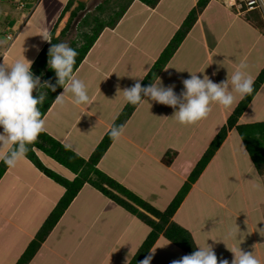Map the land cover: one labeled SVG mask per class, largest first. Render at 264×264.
I'll use <instances>...</instances> for the list:
<instances>
[{
    "label": "crops",
    "instance_id": "0c3cea01",
    "mask_svg": "<svg viewBox=\"0 0 264 264\" xmlns=\"http://www.w3.org/2000/svg\"><path fill=\"white\" fill-rule=\"evenodd\" d=\"M21 1L31 9L24 11L13 1H0V63L11 65L25 58L32 61L31 71L39 77L40 86L45 81L56 83L55 72L47 63L52 44L66 42L79 48L86 43V36L93 34L97 19L104 23L73 73L85 83L90 104H73L71 93H64L60 102L57 96L64 89L56 88L55 98L42 117L44 132L63 145L71 143V151L89 161L128 104L123 89L140 77H144L140 82L145 79L199 0H158L154 6L132 0L115 23L104 15L91 14L87 0H72L67 9L70 0ZM97 7L103 13L106 10ZM45 31L52 36L50 43L41 38ZM8 34L13 35L12 40ZM242 62L254 83L264 68V21L255 11L241 12L238 4L209 0L154 82L160 79L165 86L174 84L179 94L189 72H198L201 78L208 75L220 83L230 79ZM40 86L39 90L47 93L45 100L54 95L51 89ZM233 95L236 99L230 107L213 103L207 117L192 125L179 124L173 108L143 97L122 123L119 140H112L95 167L165 210L243 99ZM262 103L264 82L238 124L264 122ZM34 149L47 167L70 180L76 177L43 150ZM7 150L0 148V154ZM64 192V186L26 155L8 167L0 180V264L18 262ZM16 194L20 202L15 208ZM171 221L190 232L197 249L198 245H211L218 262L227 259L231 264L234 253L230 249L239 252L241 247L264 264V173L254 164L236 127L229 130L192 183ZM151 230L136 214L87 182L28 264H52L50 253L59 264H106L110 259L109 264H129ZM237 231L238 238H234ZM151 250H155L151 264H171L188 255L163 234L146 256Z\"/></svg>",
    "mask_w": 264,
    "mask_h": 264
},
{
    "label": "clouds",
    "instance_id": "9594fccd",
    "mask_svg": "<svg viewBox=\"0 0 264 264\" xmlns=\"http://www.w3.org/2000/svg\"><path fill=\"white\" fill-rule=\"evenodd\" d=\"M40 35L43 41H52L49 32L45 31ZM77 55V51L66 42L52 44L48 50L47 63L54 70L57 79L55 84L45 81L42 86L39 77L34 76L31 71L32 61L25 58L16 60L11 65L0 63V148L8 149L0 154V161L8 167L16 165L27 153V146L34 143L45 129V121L38 105L44 102L47 93L40 91L38 86L49 88L53 92L57 86H62L64 91L57 96L60 102H63L64 93H71L73 104H90L85 83L73 76ZM246 67L242 62L230 79L220 83L213 82L208 75L201 78L197 75L198 72H189V78L182 80L183 90L179 94L175 92L174 84L165 86L160 79L148 86H142L140 80L144 77H140L133 86L123 89V95L125 102L131 105H137L142 97H148L151 101L169 106L174 109L173 115L179 124L192 125L207 117L213 103L230 107L236 99L233 92L239 94L240 98L252 93L253 80L244 71ZM34 92L37 94L34 95ZM122 133V126L114 125L106 134L115 141L119 140ZM64 147L73 149L71 143ZM232 235L238 238V231ZM230 250L234 253L231 264H260L252 252L243 251L241 247L239 252ZM154 253L155 250H151V254L140 261V264H151ZM171 264H229V261L222 259L218 262L216 253L208 244V247L198 245L197 250L172 260Z\"/></svg>",
    "mask_w": 264,
    "mask_h": 264
},
{
    "label": "trees",
    "instance_id": "16d2710c",
    "mask_svg": "<svg viewBox=\"0 0 264 264\" xmlns=\"http://www.w3.org/2000/svg\"><path fill=\"white\" fill-rule=\"evenodd\" d=\"M71 1L72 0L68 2L66 9L69 4L71 5ZM131 1L132 0H129V2H127L126 5L122 8V11L117 13V18L111 21L112 23H115L114 21L119 20L123 16L128 4ZM141 1L152 6L156 5L158 2V0ZM208 2L209 0H199L197 7L193 8L189 12L180 28L176 31L174 36L171 38L170 42L162 51L157 61L154 63L149 73L146 75L145 79L141 82L142 86H148L154 83L159 73L165 67L167 62L171 59L173 54L176 52V50L186 37L187 33L190 31V29L196 22L199 11H201L207 5ZM81 7H84V4H81ZM73 15H76V13H74ZM97 21L98 23L94 27L93 34L86 36V43L79 48L74 47L78 55L75 58L76 62L73 66V73L79 66L81 61L84 59L85 55L88 53V51L96 41L97 37L99 36V33L104 27V23L102 21L98 19ZM40 57L43 59L45 56L40 55ZM263 82L264 68L253 83L252 93L247 95L240 101L233 113L229 116L227 124H225L216 134L210 146L208 147L202 158L198 161L196 167L191 172V175L189 176L188 180L184 183V185L182 186L178 194L175 196V198L172 200V202L169 204V206L163 211L157 209L149 202L145 201L143 198L126 188L123 184L116 181L115 179L95 167V165L104 155L105 151L112 142V139L107 134L105 135L101 143L97 146V148L94 150L90 160L88 161L80 157L73 151L66 149L63 144L52 138V136H50L46 132L43 131L42 133H40L37 137V140L27 146L28 151L25 155L47 176L64 186L65 192L59 199L49 216L46 218L43 225L37 232L35 238L29 243L26 250L23 252L22 256L19 258L16 264H28L29 261H31V259L35 256L42 243L46 240L50 232L56 226L66 209L72 203L73 199L76 197V195L84 186V184L87 182L92 184L106 196L110 197L120 205L124 206L130 212L136 214L139 218H141L152 228L150 234L143 242L140 249L129 264H140V261H142L144 257L148 254V252L150 251V249L161 234L166 236L174 243L178 244L185 251H187L188 254H191L193 251L197 250L196 244L190 232L179 224H177L176 222L171 221V217L180 207L185 196L190 190L192 183H194L198 179L202 171L205 169L209 161L212 159L216 151L226 139L229 130L233 127H236L241 137L243 138L244 144L258 170L260 172L263 171L264 122L238 124L239 117L248 107L249 103L256 95ZM62 88V86H57V90H60ZM55 95L56 91L51 98L44 100L42 104L38 105L42 117L44 116L46 110L52 104ZM137 105L127 104L123 112L117 118L114 125L122 126V123L130 117L131 113L134 111ZM34 147L40 148L46 154L56 159L58 162H60L67 168L74 171L77 174L76 177L73 180H70L64 175L58 173L57 171L47 167L39 158ZM166 161L169 162L170 159L167 158ZM7 169L8 166L5 165L3 161H1L0 180L4 176Z\"/></svg>",
    "mask_w": 264,
    "mask_h": 264
},
{
    "label": "rangeland",
    "instance_id": "374dc122",
    "mask_svg": "<svg viewBox=\"0 0 264 264\" xmlns=\"http://www.w3.org/2000/svg\"><path fill=\"white\" fill-rule=\"evenodd\" d=\"M0 1H2V0H0ZM86 2L89 5V10H90L91 14L99 15V17H102L104 15L103 18L105 17V19L113 21L114 19L117 18L116 17L117 13L122 11V8L126 5L127 2H129V0H87ZM97 6H103L106 9L105 12L104 13L101 12L98 9L99 7H97ZM15 7L17 8V6H15ZM23 10L26 11V9H23ZM254 11L256 12V14L259 15L260 20H262V23H263L264 19L262 18L261 12L259 10H254ZM20 14H23V11ZM74 31H76V30L74 29L73 32ZM74 36H75V34H74ZM262 106H264V103H262ZM262 172L264 173V169ZM5 198H7V197H4V199ZM15 198L16 199L13 200V202H14L15 208H16L18 206V203L20 202V198L18 197V194H16ZM4 201H6V199ZM7 201L10 202V199H7ZM18 209H19L18 211L20 213H22V207H19ZM49 256H50L49 259L51 260L52 264H59V262L57 261L58 259H56L55 256L52 255V253H50ZM82 257L84 258V256H82ZM56 261H57V263H56ZM111 261H112V259L108 260V263H106V264H109V262H111Z\"/></svg>",
    "mask_w": 264,
    "mask_h": 264
},
{
    "label": "built area",
    "instance_id": "2783aa9c",
    "mask_svg": "<svg viewBox=\"0 0 264 264\" xmlns=\"http://www.w3.org/2000/svg\"><path fill=\"white\" fill-rule=\"evenodd\" d=\"M9 1H13L18 8L26 9V11H29L31 9V8L27 9L26 3L21 0H9ZM224 1L231 5L238 4L241 12L259 10L262 14V18L264 19V2L262 0H224ZM8 39L12 40L13 35L9 34Z\"/></svg>",
    "mask_w": 264,
    "mask_h": 264
}]
</instances>
